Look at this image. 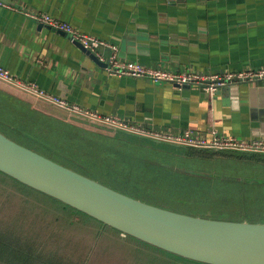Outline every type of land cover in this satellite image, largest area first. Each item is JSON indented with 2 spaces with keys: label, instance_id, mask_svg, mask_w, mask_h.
Returning <instances> with one entry per match:
<instances>
[{
  "label": "crops",
  "instance_id": "0c3cea01",
  "mask_svg": "<svg viewBox=\"0 0 264 264\" xmlns=\"http://www.w3.org/2000/svg\"><path fill=\"white\" fill-rule=\"evenodd\" d=\"M0 2L8 6L0 7V67L14 76L69 103L118 116L151 132L176 135L190 130L206 137L217 133L264 138V81L240 85L239 93L229 86L210 95L194 86L178 88L143 78L117 77L94 63L67 37L30 18L48 14L81 33L116 45L123 61L170 72L206 74L264 67V0ZM99 52L103 57L109 55L105 49ZM253 87L261 88V93L250 97L247 90ZM0 92L28 105L33 118L22 116L20 124L37 134L46 123L56 129L72 127L37 110L30 101L3 89ZM45 104L54 113L74 116ZM149 140L189 152L186 147ZM227 154L231 157L235 153ZM238 155L257 160V155Z\"/></svg>",
  "mask_w": 264,
  "mask_h": 264
},
{
  "label": "trees",
  "instance_id": "16d2710c",
  "mask_svg": "<svg viewBox=\"0 0 264 264\" xmlns=\"http://www.w3.org/2000/svg\"><path fill=\"white\" fill-rule=\"evenodd\" d=\"M0 89L8 93L30 101L37 110L60 118L73 128H79L92 133L103 134V137L122 139L128 143L144 144L149 139H135L123 135H115L108 128L99 126L74 116H62L54 113L48 105L38 99L29 96L17 89H14L0 82ZM62 116V117H61ZM60 122V121H59ZM59 127V126H58ZM62 127V126H60ZM30 133L44 146L56 148L67 156L75 157L82 163L85 160H96V165L104 169V174L113 180V183H120L124 189H138L144 195L151 193L161 194L154 185L161 186L168 181L166 177L159 176L158 180L151 183L145 175L146 161L137 160L125 156L121 151L109 152L103 147L107 157L116 160L119 157L125 165L130 164V170L125 172L121 167L119 176H115L110 163L104 164L99 159L100 147L97 144L88 143L84 146L73 144L69 141L77 133L63 128L56 129L50 123L44 125L38 134L35 129H29ZM102 136V135H101ZM131 136V135H130ZM120 137V138H118ZM143 141V142H142ZM154 143V142H153ZM161 145V144H159ZM189 157L198 155L211 159L213 156H229L227 152H209L194 149H187ZM75 153V154H74ZM77 154V155H76ZM231 155V154H230ZM233 155V154H232ZM264 159V155H257L254 158ZM144 165V166H143ZM152 169V168H150ZM142 173L140 177L133 172ZM141 183L137 184V177ZM178 175V174H176ZM167 176V175H166ZM185 178L183 175H178ZM116 177V178H115ZM176 179H172L173 182ZM147 181V182H146ZM194 193H188L194 202L206 201L209 199L208 191L200 192L198 187L191 182ZM150 183L152 185H150ZM150 185V187H149ZM207 185L205 184V187ZM176 187V185H172ZM135 191V190H133ZM174 191V190H173ZM207 192V193H205ZM172 194L171 192H168ZM179 193H176L178 195ZM196 194L197 197L193 196ZM152 196V195H151ZM203 196V197H202ZM180 198V197H178ZM178 198L174 200L178 201ZM186 198V197H185ZM0 264H202L184 259L172 253L166 252L138 239L123 235L97 220L78 212L77 210L35 191L16 180L0 172Z\"/></svg>",
  "mask_w": 264,
  "mask_h": 264
},
{
  "label": "water",
  "instance_id": "95a60500",
  "mask_svg": "<svg viewBox=\"0 0 264 264\" xmlns=\"http://www.w3.org/2000/svg\"><path fill=\"white\" fill-rule=\"evenodd\" d=\"M74 44L94 63L106 66ZM240 85L245 84L234 85L235 92L239 93ZM247 93L251 97L261 93V88H248ZM0 172L123 235L184 259L202 264H264V223L194 217L149 205L57 164L2 133Z\"/></svg>",
  "mask_w": 264,
  "mask_h": 264
},
{
  "label": "rangeland",
  "instance_id": "374dc122",
  "mask_svg": "<svg viewBox=\"0 0 264 264\" xmlns=\"http://www.w3.org/2000/svg\"><path fill=\"white\" fill-rule=\"evenodd\" d=\"M31 113L27 104L0 92V133L57 164L126 196L172 212L214 220L264 223V159L245 158V160L236 153L231 157L215 155L211 159L198 155L189 157L185 149L174 146L159 145L150 141L139 145L128 143L122 139L103 137L79 128H69L73 132V129L78 130L81 135H74L69 140L73 144L84 146L92 143L102 147L99 159L104 164L110 163V168L114 170L115 176L118 177L121 174L118 173L121 167H125V172L129 171L130 164L125 165L119 157H116V160L107 157L103 147L109 149V152L121 151L130 158L133 157L142 160V162L145 160L144 168L147 170L144 173L150 178L151 183L158 180L159 176L166 177L168 181L161 186L154 185L155 190L158 189L162 195L155 193H151L152 196L144 195L136 188H133L135 191L131 189L128 191L120 183L115 185L113 180L104 175L107 172L96 165V160L89 159L80 163L75 157L67 156L54 147L43 146L41 140H35L30 130L22 126V123L20 124V117L33 118ZM133 172L138 177L142 175L137 171ZM176 174L183 175L185 178H180ZM134 177L137 176L134 175ZM138 177L136 181L137 184H140L142 181ZM172 179H176L174 180L176 182H173ZM182 180L191 182L198 187H204L196 190L201 193L208 191L210 194L208 201L206 197L202 196L206 201L197 200L194 202V199L190 198L191 195H188V193H194L192 187L190 184L185 185ZM151 183L150 185H152ZM172 185H176V187H172ZM176 193L179 194L176 195ZM193 196L197 197L196 194ZM175 198H178V201L174 200Z\"/></svg>",
  "mask_w": 264,
  "mask_h": 264
},
{
  "label": "built area",
  "instance_id": "2783aa9c",
  "mask_svg": "<svg viewBox=\"0 0 264 264\" xmlns=\"http://www.w3.org/2000/svg\"><path fill=\"white\" fill-rule=\"evenodd\" d=\"M0 7H8L0 2ZM10 8V7H9ZM31 19L48 26L54 32H64L71 43H78L93 53L99 62L104 63L106 70L117 77H134L163 83L178 88L199 87L210 95L216 94L224 87L238 84H254L264 81V67L255 70L221 71L218 73H198L192 70L170 72L161 68H149L136 62L123 61L119 58L116 45L108 43L93 35L79 32L68 23L51 17L48 14L31 15ZM109 51L103 57L99 50ZM0 81L42 102L68 112L87 122L134 134L148 139L161 141L175 146L209 152H227L236 154L264 155V138L242 139L235 136H224L213 133L210 137L185 130L181 134H166L147 131L133 122L126 121L115 115H101L96 111L69 103L66 99L50 94L39 88L35 83L22 80L6 69L0 67Z\"/></svg>",
  "mask_w": 264,
  "mask_h": 264
}]
</instances>
